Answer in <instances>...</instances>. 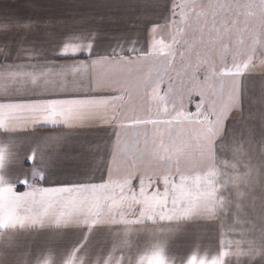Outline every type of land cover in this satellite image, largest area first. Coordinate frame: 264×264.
I'll return each instance as SVG.
<instances>
[{
  "label": "crops",
  "instance_id": "crops-1",
  "mask_svg": "<svg viewBox=\"0 0 264 264\" xmlns=\"http://www.w3.org/2000/svg\"><path fill=\"white\" fill-rule=\"evenodd\" d=\"M170 23L171 0H0V104L118 94ZM78 39L91 55L69 54ZM44 106L0 108V264H264V134L228 128L201 170L169 169L114 157L99 114L37 123ZM58 188L72 191H43Z\"/></svg>",
  "mask_w": 264,
  "mask_h": 264
},
{
  "label": "rangeland",
  "instance_id": "rangeland-1",
  "mask_svg": "<svg viewBox=\"0 0 264 264\" xmlns=\"http://www.w3.org/2000/svg\"><path fill=\"white\" fill-rule=\"evenodd\" d=\"M180 3L188 5L183 10L186 14L183 22L181 9L173 7ZM150 49L147 56L133 63L130 81L131 84L139 82L140 87L133 91L121 120L149 115L164 119L174 115L181 104L186 108L189 93L196 91L195 74L204 63L217 69L224 65L241 68L240 74L227 78L226 89L238 91V107L222 118L221 124L211 133L206 128L198 129V134L191 133L192 141L174 162L201 170L210 160L213 143H223L224 138L225 142L228 140V128L240 135L244 132L264 134L262 0H171V23L165 33L153 39ZM152 79H158L164 90H168L171 82V104L167 114L151 99ZM197 99L193 98L189 110L194 111ZM146 130L151 135L152 126H147Z\"/></svg>",
  "mask_w": 264,
  "mask_h": 264
},
{
  "label": "snow or ice",
  "instance_id": "snow-or-ice-1",
  "mask_svg": "<svg viewBox=\"0 0 264 264\" xmlns=\"http://www.w3.org/2000/svg\"><path fill=\"white\" fill-rule=\"evenodd\" d=\"M264 3V0H262ZM174 8L181 9V20L185 19V12L188 7L186 3L174 4ZM158 25H152L154 30ZM70 46L73 49L72 53L79 55H91V47L93 43L86 40H76ZM128 51H135L129 49ZM151 51V49L149 50ZM118 55L117 53H113ZM149 52L141 53L147 56ZM126 59V58H125ZM131 63V62H129ZM247 67V66H245ZM241 72L239 65L221 66L217 69L215 66L204 63L201 69L195 74L196 91L194 94L189 93L187 107L181 104L179 109L174 110V115L168 118H154L152 116H137L132 119L121 120L118 116V108L121 107L128 99L131 98L133 91H136L140 84H130L128 80L120 83L114 91L118 94L113 95H90L83 97H70L62 100L52 101H28L20 104H0V108H20L31 110L33 105H47L40 108L42 119L37 123L53 124L64 123L68 126H73L77 123H82L86 118L99 114L101 123L105 125H115L114 133V148L113 156L117 154L125 157L138 159L146 152H150L153 157L160 160L169 169L174 162V158L178 157L181 152L190 144L193 139L191 133H197L198 129L206 128L211 133L216 125L221 124L222 118H226L231 114L232 109L239 105L238 91L227 90L228 77L238 75ZM161 82L158 79L151 80V99L156 102L159 109L167 114L171 104V82H169L168 90L161 89ZM98 93V90H95ZM198 97L194 103V111L189 110V105L193 104V98ZM111 113V115H110ZM215 117V120L213 119ZM152 126L151 135H149L147 126ZM198 138V135H197ZM58 143L62 138H53ZM7 149L0 148V168L3 166V161L6 159ZM27 159L29 162H35L36 153L33 151ZM34 179H43V175L39 170L33 173ZM159 183H163L167 188L171 182L176 188L180 185L176 184V177L164 175L157 178ZM181 184L186 186L187 178L183 175L179 176ZM149 183H152L149 178ZM3 183V181H0ZM25 187L28 186V180L23 179L18 182ZM115 187L116 185H112ZM101 187H109L103 185ZM43 191L64 192L72 191L71 189L58 188L46 189ZM11 195L15 196V185L9 189ZM36 190L19 194L20 198L34 196ZM2 222V221H0Z\"/></svg>",
  "mask_w": 264,
  "mask_h": 264
}]
</instances>
